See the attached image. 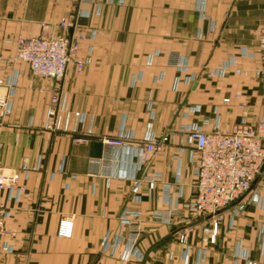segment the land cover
I'll list each match as a JSON object with an SVG mask.
<instances>
[{"label": "crops", "instance_id": "obj_1", "mask_svg": "<svg viewBox=\"0 0 264 264\" xmlns=\"http://www.w3.org/2000/svg\"><path fill=\"white\" fill-rule=\"evenodd\" d=\"M77 12L67 33L85 35L76 52L84 64L69 65L67 131H53L45 124L55 85L14 59L15 41L49 33L64 18L71 23ZM263 25L264 0H0V94L11 106L6 116L0 109V164L7 173L31 168L19 200L0 192L14 232L0 237V264H264V175L242 210L222 211L211 242L213 218L190 219L183 206L195 195L199 156L182 131L264 118L255 73ZM121 130L133 133V143L107 148L102 138ZM86 133L88 143L74 142ZM164 134L170 140L161 151L142 155ZM155 175L161 179L151 188L145 179ZM125 210L140 224L128 260ZM63 220L73 224L70 236L60 234Z\"/></svg>", "mask_w": 264, "mask_h": 264}, {"label": "built area", "instance_id": "obj_2", "mask_svg": "<svg viewBox=\"0 0 264 264\" xmlns=\"http://www.w3.org/2000/svg\"><path fill=\"white\" fill-rule=\"evenodd\" d=\"M81 4L92 5V0H80ZM78 12L70 23L69 18L62 19L55 26L44 25L43 29L51 28L49 33H42L30 38L19 37L15 41L16 61L26 62L29 69L37 78L49 80L54 83L50 104L47 108L46 128L53 131H67V122L63 123L62 116L70 114L66 106V95L63 90V82L66 78L69 65L72 61L79 66L84 64V60L76 56L80 42L85 35L80 32L76 37L70 36L67 31L70 26L75 27ZM258 53L261 64L255 70L264 90V25L259 30ZM179 66V64H177ZM212 76L213 72H209ZM3 80L0 78V85ZM43 90L47 87L43 86ZM229 102L230 98L224 99ZM9 100L5 95L0 94L1 114H9ZM74 115L81 117L80 112ZM187 146L191 148V155H198L197 164L193 170L195 179L194 198L183 206L189 212L190 219H205L212 217V226L207 229L210 241L214 242L219 226L224 216L222 211L238 204V209L242 210L246 204V195L251 191L257 179L264 175V118L256 124L243 119L233 129H222L218 125L208 131L201 126L183 128ZM90 133L76 135L74 142L88 143ZM135 136L127 130H121L117 135L104 136L103 144L109 148H124L133 143ZM170 134L163 136H153L145 143L143 148L144 156L154 154L163 149L169 142ZM40 165L36 166L38 169ZM30 166L23 164L20 170L5 172L0 164V192L10 191L14 198L19 200L20 196L26 191V185L22 183V175L29 172ZM161 176L155 175L145 179L152 188ZM134 190L136 191L141 182L138 178L132 179ZM144 181V180H143ZM177 212V211H176ZM135 214L125 210L120 216L122 226L130 229V237L127 238V249L125 259L128 260L137 242L140 224L134 217ZM8 210L0 200V237L14 235L8 225ZM171 215L154 213V218L168 223ZM72 222L63 220L60 224V234L70 236L72 233ZM187 235L181 236V241L186 242ZM104 246L109 247V238L104 239ZM117 244L114 246L116 249ZM248 264H254L248 261Z\"/></svg>", "mask_w": 264, "mask_h": 264}, {"label": "rangeland", "instance_id": "obj_3", "mask_svg": "<svg viewBox=\"0 0 264 264\" xmlns=\"http://www.w3.org/2000/svg\"><path fill=\"white\" fill-rule=\"evenodd\" d=\"M1 109V108H0ZM3 116V115H2ZM262 206L264 207V198H262ZM224 220V219H223ZM195 221V220H193ZM223 222V221H222ZM221 225V224H220Z\"/></svg>", "mask_w": 264, "mask_h": 264}]
</instances>
